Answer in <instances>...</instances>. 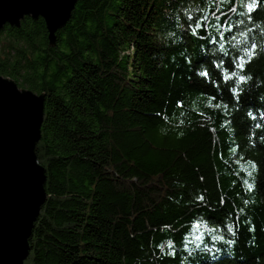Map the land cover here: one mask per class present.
<instances>
[{
  "label": "trees",
  "instance_id": "obj_1",
  "mask_svg": "<svg viewBox=\"0 0 264 264\" xmlns=\"http://www.w3.org/2000/svg\"><path fill=\"white\" fill-rule=\"evenodd\" d=\"M54 34L0 29L43 94L23 264H264V0H77Z\"/></svg>",
  "mask_w": 264,
  "mask_h": 264
},
{
  "label": "water",
  "instance_id": "obj_2",
  "mask_svg": "<svg viewBox=\"0 0 264 264\" xmlns=\"http://www.w3.org/2000/svg\"><path fill=\"white\" fill-rule=\"evenodd\" d=\"M77 0H0V29L28 15L43 19L47 40L69 18ZM43 94L19 88L0 74V264H23L33 222L45 200L40 138Z\"/></svg>",
  "mask_w": 264,
  "mask_h": 264
},
{
  "label": "snow or ice",
  "instance_id": "obj_3",
  "mask_svg": "<svg viewBox=\"0 0 264 264\" xmlns=\"http://www.w3.org/2000/svg\"><path fill=\"white\" fill-rule=\"evenodd\" d=\"M255 7V4L253 3V4H249L248 5V11L249 12H251L252 10H253V8ZM201 25L199 24V23H197V25H196V28H199ZM230 30V29H229ZM246 55L248 56V58L250 59L251 58V55H252V52L251 51H249V52H247L246 53ZM244 63H246V61L243 59V57H241L240 58V63L238 64V67H240L241 69L243 68V65H244ZM203 75H207V73L205 72V73H202ZM231 77H229V76H225V79H230ZM240 79V82H244V80H245V77H240L239 78ZM251 186H249V188H250ZM196 239H199V237H196ZM170 247H171V245H169Z\"/></svg>",
  "mask_w": 264,
  "mask_h": 264
},
{
  "label": "rangeland",
  "instance_id": "obj_4",
  "mask_svg": "<svg viewBox=\"0 0 264 264\" xmlns=\"http://www.w3.org/2000/svg\"><path fill=\"white\" fill-rule=\"evenodd\" d=\"M25 89V88H24Z\"/></svg>",
  "mask_w": 264,
  "mask_h": 264
}]
</instances>
